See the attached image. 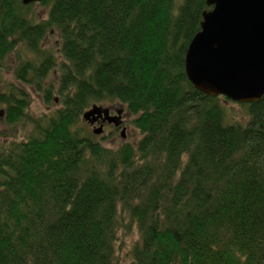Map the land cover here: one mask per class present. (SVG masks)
<instances>
[{
  "label": "trees",
  "instance_id": "1",
  "mask_svg": "<svg viewBox=\"0 0 264 264\" xmlns=\"http://www.w3.org/2000/svg\"><path fill=\"white\" fill-rule=\"evenodd\" d=\"M48 2L30 24L31 4L0 0V75L50 30L62 56L13 74L36 86L41 116L25 90L0 86L1 124L25 131L0 142V264H264V95L234 123L223 97L187 81L205 0ZM112 102L134 117L135 145L102 147L81 119Z\"/></svg>",
  "mask_w": 264,
  "mask_h": 264
},
{
  "label": "water",
  "instance_id": "2",
  "mask_svg": "<svg viewBox=\"0 0 264 264\" xmlns=\"http://www.w3.org/2000/svg\"><path fill=\"white\" fill-rule=\"evenodd\" d=\"M43 0H20L27 6ZM199 30L183 57L184 75L193 89L238 104H254L264 95V0H205ZM122 109L92 105L81 119L118 127ZM123 130L120 137L123 138ZM102 133V126L92 130Z\"/></svg>",
  "mask_w": 264,
  "mask_h": 264
},
{
  "label": "rangeland",
  "instance_id": "3",
  "mask_svg": "<svg viewBox=\"0 0 264 264\" xmlns=\"http://www.w3.org/2000/svg\"><path fill=\"white\" fill-rule=\"evenodd\" d=\"M51 5V2L41 4L39 3H33L31 4L27 9H23L22 13L27 18L30 24H39L46 20L47 18V10L49 6ZM60 48V39L56 33L55 30H50L44 37L43 41H41V46L39 52L32 54L31 52L27 51L23 45H19L13 50L9 56L5 59L3 62V68L1 71V79H0V86L1 88H9L11 86L18 87L20 89L25 90L27 93V100H28V107H27V113L30 117L36 118L38 116H41V114L45 110V106L43 104V100L41 99L38 92L35 90L36 86L31 87L30 84L27 85V83L18 82L15 80L14 72L19 68V65L22 64V62L29 61L33 65H37V63L40 61V59L46 54L50 53L55 58H57V62L62 60L61 53L59 51ZM53 74V75H52ZM30 74H28L29 76ZM59 76L58 73V67L54 66V68L51 69L50 72H48V75L46 78H44V83L52 82L54 81V78ZM52 79V80H51ZM48 83V84H50ZM46 85V84H45ZM221 102L224 106L225 111V120L226 121H233L234 123H240L244 124L247 120V107L234 102H230L226 100L225 98H221ZM111 105L114 108H119L117 105V102H112ZM102 107H108V105L105 104H96ZM90 106L87 108L89 109ZM86 109V110H87ZM123 121L126 126V134L124 138H121L119 136V132H113L109 128H103V132L101 135L97 136L95 141H98L102 147L108 148V149H115L117 147H120L121 144H131L135 145L141 137V134H139L138 130L132 125L133 116L123 114ZM1 119V117H0ZM91 127V126H89ZM97 127V126H95ZM0 131L4 132L7 135V138L0 139V142H7L9 140H21L22 134L25 132L21 128H12L9 125H3L1 124L0 120ZM17 134V135H16ZM19 134V137H18ZM16 135V136H15ZM136 235L132 233L131 235L127 236L125 240L133 239ZM127 247V246H126ZM126 247L124 249H126ZM120 256H123V252H121Z\"/></svg>",
  "mask_w": 264,
  "mask_h": 264
},
{
  "label": "flooded vegetation",
  "instance_id": "4",
  "mask_svg": "<svg viewBox=\"0 0 264 264\" xmlns=\"http://www.w3.org/2000/svg\"><path fill=\"white\" fill-rule=\"evenodd\" d=\"M109 114L111 116H114L115 113L113 111V108H109ZM123 119V118H122ZM95 126H102L103 128H109L111 129L113 132H121L122 130L124 131V135L126 134V126H125V123L124 121H122V124L118 127H114L112 124L108 125L107 123L105 122H102L101 120H98L93 126H91L90 128L92 129L93 127Z\"/></svg>",
  "mask_w": 264,
  "mask_h": 264
}]
</instances>
